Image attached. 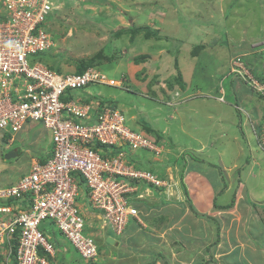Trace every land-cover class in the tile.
Listing matches in <instances>:
<instances>
[{
	"label": "built area",
	"instance_id": "1",
	"mask_svg": "<svg viewBox=\"0 0 264 264\" xmlns=\"http://www.w3.org/2000/svg\"><path fill=\"white\" fill-rule=\"evenodd\" d=\"M60 6V0H0V132L15 135L35 122L52 142L47 161L0 187V264H53L54 239L40 228L47 222L83 260L95 261L98 246L84 210L101 214L105 227L120 236L130 219L140 222L135 203L143 187L165 186L128 159L137 150L159 156L162 147L130 128L122 111L74 95L118 81L96 67L57 73L36 58L55 46L49 18ZM230 73L264 94L240 57L231 60Z\"/></svg>",
	"mask_w": 264,
	"mask_h": 264
},
{
	"label": "rangeland",
	"instance_id": "2",
	"mask_svg": "<svg viewBox=\"0 0 264 264\" xmlns=\"http://www.w3.org/2000/svg\"><path fill=\"white\" fill-rule=\"evenodd\" d=\"M148 1L155 3L157 0H147L145 2L143 0H60V10L56 12L55 18H53V16L49 18L52 26L50 34L53 37L55 46L45 53L36 55V58L38 60L45 61V63L50 65L52 68H58L56 69L57 73H62L64 70L78 71L81 67H96L108 77L118 81L117 87L88 85L83 90L78 91V93L81 94V91H83L82 93L87 91L89 94L88 96L94 95L95 100H99V97H97L96 94L104 97L103 99H105L106 102L126 115L130 128H132L130 124H132L133 127L136 126L137 128L134 127L137 129L135 130L136 132H141L148 137L150 136V139H154L155 137L149 134L150 132H148L147 128H141L139 125V114L144 113L154 124L164 123L163 119L166 121L164 116L171 118L168 120L170 122L169 132L167 135L162 137V141L160 142L163 146L162 152L159 156H157L160 161L164 162L167 161V159L173 158H175V161L177 160L175 163L166 165L165 172H162L165 175V180H168L167 182H169L165 188L170 186L168 190L171 192L170 195L167 196L168 200L165 202L166 204L171 205V207L168 206L169 210L167 211L170 213L168 217L171 218V214L175 212L173 214L174 224H169V220L166 222V225H171L172 229L173 227H176L178 231L179 229L185 230L186 233H182V235H189L190 233L188 231L190 229V222L193 221L191 226L193 228L194 223L198 222V218H196V215H194V213L189 209L186 196L181 188L182 186L179 188L181 194L178 195L182 199H176L175 196L177 195H175L174 191L177 189L176 185L178 186L177 181L180 179V175L183 176L184 183H186L188 190L190 192L192 191L193 187H191V185L193 186V184L191 180L192 178L196 179L194 175L195 173L189 172V174L187 172H183L180 167L183 165L182 162L184 163V158L190 162L192 161L191 163L194 167L200 166L199 162L202 157H195L192 153V151H194L193 148H190V146L193 147L198 143L197 140L199 138L202 137L205 141L206 139L213 138L212 135L223 137L221 139H216V141L214 140L216 142L215 148L218 151H222V149H224L223 154H219V157L217 152H214L210 159L215 163L217 168L222 167V165H230L231 162H235L237 163L236 169H239V172L242 171L247 175L246 177L245 174L237 173L232 170L222 173L223 176L217 175L216 180L220 189L224 188V183L227 184V187L236 189L240 182L238 178L241 179V177H243V180L241 179L240 187V192L242 194L243 186H245V180L247 181L248 177H251V173H248V169L245 168V165L249 163L253 164V160H256V162L261 166L262 173L260 174H262V176L257 177L255 180L251 178L249 183L251 185L254 184L253 181L257 184L264 183V94L253 89L255 93H251L252 98H249L247 103L243 104H241L238 100V96L235 98V95H233L231 98L232 91L227 89L229 84L232 83L231 77H228L230 75L228 69L229 66L226 73V70L222 72L221 68H214L212 65L213 56L209 51H206L207 47L210 45L213 46L211 50L216 54V48L221 47L223 50H232V48H235L233 47L235 45L230 42L231 39H227L224 36L223 33L225 30L222 28L220 23H216L214 27L216 28L215 30L219 32V37H213L214 39L208 40L203 46H197L198 48L202 47L203 53H201L199 49L197 51L198 55H193V57H190V53L186 50H183L184 52L180 50L181 45H179L178 39H185V37L180 36V34L184 35L185 27H188L191 22H194L192 18L190 19V16L187 17V13H182L178 10H176V13L173 16L174 23L171 25L172 27L167 26L168 28H166L167 30L172 31V33L169 34L170 36L168 35V32L162 28V33H160V35L166 36L167 39H150L153 44L149 47L152 49L162 50V54L158 55L156 50L151 53H140L141 51L139 48L136 49L138 53L135 54L136 56L131 54L126 50L127 41L125 43V39L127 35L119 38H124V40L120 43L119 41L114 43L113 41L117 36L122 34L125 29H129L131 27H133V33H131L128 39L138 40L144 34L146 35L147 31H155L154 33L158 32L155 28L150 27L151 21L148 22L147 20L146 25H148V23L149 25L145 26L144 18L146 17V14L144 11L141 12V15L139 16L137 14V10L132 7H138V5L148 3ZM167 1L169 3V0H162V2L165 3H167ZM180 1L185 4L188 3L187 9H191L192 11L196 5L200 8V5L198 4L200 0ZM208 7H214L216 9L218 6L216 3L209 2ZM236 10H238V6H236ZM216 16L217 13H215V18ZM217 19L218 18H216L214 22H216ZM165 23L167 25L169 24L168 22ZM141 40L148 41L149 39H140L139 44L142 45L144 43L140 42ZM158 42H161L160 46H158ZM183 45H185L184 40ZM150 50L151 49H149V51ZM244 51L251 52L248 48H242V52ZM215 57H219L218 54ZM233 58L234 57L230 59V69L231 60ZM128 64L132 65V71L130 70L128 75H124V73L127 72ZM195 65L198 66V68L190 85L187 83V81H189L188 76L191 74V69L195 67ZM116 66H121L122 68V80L121 76H117V69L114 70ZM161 72L162 75L160 74L157 80L153 79L155 75H158L156 73ZM262 74L264 75V72ZM155 81H158L159 83L165 81V85H171L172 90L174 91H167V87L166 89L163 87L165 85H157V95L161 98V102L158 103L149 99L137 98L135 95H132V93L138 94L140 92L139 87L134 88V84L140 85L144 88V90L146 89L147 84V87L150 89L149 92L151 93V85L154 84ZM258 82L257 83L263 87L262 85H264V80ZM187 85H189L190 90L185 91V86L187 87ZM248 86H250L251 89L253 88L251 85ZM215 87L218 88V91L221 94L222 89L220 87L227 89L225 90L227 101L231 102L232 100L233 105L237 104L236 109L232 108V110H227L225 114H222L217 118L218 121H226V124L222 126H212L211 123L207 121L208 110H216L219 112L218 114H220V110L222 109V105L214 104L216 102L220 103L223 101V99L218 96L219 93H217L216 90L213 91ZM160 89L161 91L163 89V93L170 96V101H167L165 97L160 95L162 94L161 91H159ZM197 89L204 92L206 91L204 93L205 97H202L201 93H197ZM182 91L185 92L182 93ZM188 92L194 96L192 101L184 102V106L180 107L179 102H175L173 95L180 96ZM208 94L211 99L207 97ZM145 105V111L142 112ZM237 110H240L241 113ZM130 116L133 117L129 120ZM213 116L214 114H212V118ZM150 127H153V125L150 124ZM221 129L225 130L224 133L220 132ZM181 144H184L183 146H189L188 149L190 151H180L182 146ZM168 149L169 151H167ZM150 154L153 157H156L154 153ZM180 154L182 155L181 160L178 157ZM184 155L185 157H183ZM247 160L248 163H246ZM161 163L162 162L158 164L162 165ZM208 166H211V164H208ZM151 169L155 174L161 173L159 169ZM252 171L255 173L258 172L255 168H253ZM21 173L27 174V167L22 169ZM196 175L199 176L197 172ZM9 177L11 176L9 175ZM213 177L215 179L214 172ZM232 189L227 194L217 199V202L220 203V205L230 203L233 193ZM197 191H201V188L198 185ZM84 194L85 189L81 187L79 198H83ZM238 195L239 193H237V196ZM261 196L263 197L262 199L264 202V195ZM239 198L236 200L237 203H234L233 205V207L236 205L234 209L224 210V213L222 214H215V216H217L221 221L220 230L223 231L222 237L219 236V239L221 238L222 240H226L228 244H232L235 237L239 238V234L241 235L240 238L245 239V231L249 227L248 225H250L248 222L252 219V216L251 218L248 217L254 213L252 212L253 205L250 203L251 200L247 197V195L246 198L248 200H244V195H241ZM178 202H181L182 205L180 206L179 204H176ZM175 204L176 206H174ZM255 204L259 209L258 212L264 220V204ZM91 212L96 213L95 211ZM259 218L255 217L256 220H259ZM98 222H100V220H98ZM40 228H45V231L54 239V241L57 240L60 244L61 242L62 244L65 243V240L58 233V230L54 226L49 225V222H47L46 225H41ZM240 230L241 233H239ZM91 232L93 235L97 233V231L92 229V227ZM249 238L251 239V237ZM259 239L261 240L262 238H258V240ZM210 242L211 240H207L205 236H201V240L197 241L198 251L204 253V246L210 245L212 243ZM217 245L219 247H226L222 244V242L220 243V241ZM211 249L213 250L215 247Z\"/></svg>",
	"mask_w": 264,
	"mask_h": 264
},
{
	"label": "crops",
	"instance_id": "3",
	"mask_svg": "<svg viewBox=\"0 0 264 264\" xmlns=\"http://www.w3.org/2000/svg\"><path fill=\"white\" fill-rule=\"evenodd\" d=\"M143 1L145 2L147 0ZM209 2L216 3L218 7L216 9L214 7H208ZM167 3L162 2V0H157L155 3L148 1V3L138 5V7L132 6L133 9L137 10V14L139 16L141 15V12H145V23H143L145 24V26H148L149 23L148 25H146L147 20L148 22L151 21L150 27L158 30L157 33H154L155 31H147L146 35L144 34L138 40L128 39L131 33H133V27H131L129 29H125V31L117 36L113 42L115 43L119 41L120 43L122 40H124V38H119H121L122 36L125 37V35H127L125 39V43L127 41L126 50L131 54H138L136 51L137 48H139V50L141 51L140 53H151L152 51L156 50L158 52V55L162 54V50L152 49L149 47L153 44L151 40L167 39L166 36H161L160 33H162V28L168 32V35L172 33V31H169L166 28L172 27L171 25H173L174 23L173 16L176 13V10H178L182 13H187V17L190 16V19L192 18L194 22H191L188 27H185L184 35L180 34V36L185 37V39H178L179 45H181L180 50L182 52H184L183 50H186L190 53V57H193V55H198L197 51L199 49V51L203 53L202 47L198 48L197 46H203L208 40L214 39L213 37L218 38L219 32L216 31V28L214 27L216 23H220L222 28L225 30L223 33L224 36L227 39H231L230 42L235 45L233 46L235 48H232V50H223V48L221 47L216 48V52L219 57H215L217 54L211 50L213 46L210 45L209 47H207L206 51H209L213 56L212 65L214 66V68H221L222 72L226 70L225 73L229 69L230 74V59L241 54H247V59L252 62L253 60L257 59V65H262L264 59V0H200V2L198 3L200 5V8L196 5L193 11L191 9H187L188 3H182L180 0H169V3ZM236 6H238V10H236ZM215 13H217L216 18H218L216 22H214L216 19ZM1 19L2 18L0 14V20ZM165 22H168L169 24L167 25ZM140 39L149 40H141L140 42L144 43L141 45L139 44ZM183 40L185 41V45H183ZM160 45L161 42H158V46ZM148 48L151 50L149 51ZM242 48H248L251 52H242ZM127 68V72H125L126 74L124 73V75H128L130 70L132 71V65L128 64ZM197 68L198 66L195 65V67L191 69V74H189L188 76L189 81H187V83L190 85L195 76ZM115 69H117V76H121L122 78L123 73L121 71V66H116L114 70ZM63 72L74 71L64 70ZM156 74L158 75H155L153 77V79L155 80L158 79L160 74L162 75V72ZM228 77H231L232 81V83L229 84V87L227 88L232 91L231 98L233 95H235V98L236 96H238V100L241 104L247 103L248 99L252 98L251 93L253 94V92L249 88H247L239 80V78H236V76L230 74ZM159 84L165 85V81H162V83L155 81V83L151 85V93L149 92L150 89L147 87V84L145 90L140 85L134 84V88L139 87L140 92L138 94L132 93V95H135L137 98L149 99L156 103L161 102V98L157 95V85ZM163 87H165V89L167 87V91H174L172 90L171 85L166 84ZM220 88L222 89V94L218 91V88L215 87L213 89V91L216 90V92L219 93L218 96L223 97L222 102L214 103L222 105L220 114H218L219 112H217L216 110H208L207 121H209L212 126H222L226 124V121L221 122L218 121L217 118L220 115L225 114L227 110H232V108L236 109L237 105H233L232 100L231 102H228L225 92V90L227 89L222 87ZM188 90H190L189 85H187V87L185 86V91ZM159 91H161V89ZM185 91H182V93H184ZM205 92L197 89V93H201L202 97H205ZM161 93L162 94L160 95L162 97H165L167 101H170V96L163 93V89ZM81 94L76 93L75 96L81 98L84 101H92V99H94V95L88 96L89 94L87 91ZM96 95L97 97L99 96V94ZM173 97L175 99V102H179V106L182 107L184 106V102H191L194 96H192V94L188 92L180 96L173 95ZM207 97L211 99L209 94ZM103 98L104 97L99 96L100 100ZM103 100L105 101V99ZM145 107L146 105L144 106V109H142V112L145 111ZM238 112L241 113L240 110ZM212 114H214L213 118ZM140 116L143 118V123L139 122L141 128H143V125L145 124H148V126L152 124L153 127L150 128L154 131V133L158 135L161 134V137H164L168 134L170 127V122L168 120L171 118H167V116H164L166 118V121L163 119L164 123L154 124L152 120L149 117H146L144 113L139 114V117ZM132 117L133 116H130L129 120ZM130 125L132 128L136 127H133L132 124ZM224 131L225 130L223 129L220 130L221 133H224ZM212 137L213 138L206 139L205 141L204 138L201 137L197 140V144H195L193 147L190 146V148H193L194 150L192 151V153L195 157H202L199 162L200 166L194 167L191 163L192 161L190 162L186 160V158H184V163L180 167L183 172L195 173L194 175L196 179L192 178L191 180L193 184V186L191 185V187H193L194 189L192 188V191L190 192L186 183H184L183 176L181 177L180 175V179L177 181L178 186L176 185L177 189L176 191H174L175 195H177L175 196V198L180 199L181 197L178 196L181 194L179 188L182 186V184L185 186L186 191L189 195L188 201L191 205L190 207L193 211H195L193 212L191 210V212H193L194 215H196V218H198V222L194 223L193 228L191 227L193 221L190 222V229L188 231L190 233L189 235H182V233H186L185 230L179 229L178 231L176 227H173L172 229L171 225H169L174 224L173 214L175 213L174 212L173 214H171V220V218L168 217L170 213L169 211H167L169 210L168 206L171 207V205L165 203L166 200H168L167 196H169L171 193L170 190H168L170 186L168 188H165V186L159 188L145 187L146 192H144V190L140 192L142 194V199L138 201L140 222H138V220L136 219H130L127 223L124 233L120 236L113 234L108 227H105L101 218V214L97 212L92 213L89 209L84 210L85 220L88 221L86 222L88 224V228L91 226L92 229L97 231L94 236L99 247V255L97 256L95 261L83 260L78 255L77 251L61 236L65 240V243L62 244L61 242L60 244L57 240L54 241L56 247V256L54 259L55 262L53 264H204L209 263V259L214 261L212 264H264V220L258 212L259 209L255 204H264L262 199L263 197L261 196L264 195V183L257 184L254 181L253 185L249 183V180H251V178L255 180L257 177L262 176V174H260L262 173L261 166L256 162V160H253V164L249 163L245 165V168L248 169V173H251V177H248L247 181L245 180V186H243L242 194L240 192V187L241 179L243 180V177H241V179L238 178L240 182L236 189L227 187L226 183L225 188L220 189L216 180L217 175L223 176L222 173L231 170L245 175L246 173L242 171L239 172V169H236L237 163L231 162L230 165H222V167L219 168L220 175L218 174L219 170L218 168H216L217 166H215V163L210 159V157L214 152H217L218 156L219 154H223L224 149H222V151H218L215 148L216 139H221L223 137L218 135H212ZM181 145L183 146L184 144ZM182 146L180 151H190L188 149L189 146ZM169 149L167 151H169ZM8 151H15L17 154L16 157L10 160L4 159V155ZM51 152L52 142L50 133L38 123L27 122L15 135H7L0 132V187L14 184L21 176L24 175L21 173L22 169H25V167H27L28 172L34 164L43 163L48 160L52 155ZM133 155H135L136 158H140V163L143 164V166H145L148 170L153 168L159 169L161 172H165L166 165L175 163L177 161H175V158L167 159V161L165 162L160 161L157 156L153 157L148 152H136L133 153ZM181 156V154L178 156L180 160ZM183 157H185V155ZM160 162H162V165L158 164ZM208 164H211V166H208ZM253 168L257 169L258 172H253ZM196 172L200 176V178L196 175ZM213 172L215 175V179L213 177ZM9 175L11 177H9ZM163 179L165 181V184L167 185L169 182H167L168 180H165V175ZM197 185L201 188L200 192L197 191ZM231 189L233 192L232 197H234L235 201L237 200V198L241 197V195H244V200H248L246 198L247 195V197L251 200L250 203L253 205L252 212L254 213L248 217L251 218L252 216V219H250V221L248 222L250 225L247 224L249 227L245 231V239L240 238L241 235L239 234V238L235 237L233 243L228 244L226 240H222L220 238V243L222 242V244L226 247H219L217 245L219 241L216 244L217 246L214 245L217 236L216 227L214 222L210 218L218 220L219 224H221L220 219L215 216V214H222L224 213V210L215 208L214 204H216L217 206H222L223 204L220 205V203L217 202V199L227 194ZM237 193H239L238 196ZM235 201L234 203L236 204L237 201ZM176 204H179L180 206L182 205L181 202H178ZM176 204L174 206H176ZM235 207L236 205L231 208V210ZM255 217L260 218L259 220H256ZM98 220H100V222H98ZM158 220L160 221V223ZM169 220V224L166 225V222ZM91 227L89 228V231H91ZM222 232L223 231L220 230V237H222ZM239 233H241V230L239 231ZM201 236H205L207 240H211L212 242H210L211 246H204V253L198 251L197 241L201 240ZM249 237H251V239ZM258 238L262 239L258 240ZM107 240H110L111 243H108ZM213 247H215V249L212 250L211 248Z\"/></svg>",
	"mask_w": 264,
	"mask_h": 264
},
{
	"label": "trees",
	"instance_id": "4",
	"mask_svg": "<svg viewBox=\"0 0 264 264\" xmlns=\"http://www.w3.org/2000/svg\"><path fill=\"white\" fill-rule=\"evenodd\" d=\"M247 54H241V55H237V56H235V57H240L241 58V61L244 63V65H245V67L247 68V70L249 71V73L253 76V78L255 79V80H258V81H263L264 80V75L262 74L263 72H264V59H263V63H262V65H260V66H258L257 65V59H255V60H253V62L252 61H249L248 59H247ZM234 57V58H235ZM52 68V67H51ZM85 69H87V68H85V67H81V68H79V70L77 71V72H82V71H84ZM258 70H260V71H258ZM234 76H236V78H239V80L244 84V85H246V87L247 88H249L253 93H255L254 91H253V89H251L250 88V86H248V84H247V82L246 81H243L237 74H234ZM121 80H122V78H121ZM260 95V94H259ZM261 97H263L262 95H260ZM264 98V97H263ZM101 101V105H104V104H109L108 102H106V101H104L103 99H101L100 100ZM113 108H115V107H113ZM125 117H126V115H125ZM140 118V122L141 123H143L142 122V120H143V118L140 116L139 117ZM145 128H147L148 129V132H150L149 134L150 135H153L155 138L154 139H150V136L148 137V136H146V135H144L143 133H141L143 136H145L146 138H148L149 140H151V141H153V142H155V143H160L162 140V137L160 136V135H158V134H156V133H154V131L153 130H150L151 128H150V126H148V124H145V125H143ZM133 130H135V129H133ZM157 137V138H156ZM105 150H106V148H105ZM136 152H148V151H146V150H137V151H135L134 153H136ZM148 153H150V152H148ZM128 159H129V162L130 163H132L137 169H143V170H147V171H151V172H153V170H151V169H147L145 166H143V164H141L140 163V158H136V156L135 155H133V153L131 154V155H129L128 156ZM183 159V158H182ZM44 163V162H43ZM246 163H248V160L246 161ZM182 164H183V162H182ZM217 168V167H216ZM218 170H219V175H220V169H219V167H218ZM154 173V172H153ZM155 174V173H154ZM157 176L158 177H160L161 179H163L164 178V174L161 172V173H158L157 174ZM181 177H182V175H181ZM132 183V182H131ZM81 185V187H83L84 188V184H83V181L81 180V183H80ZM145 187V186H144ZM143 187V188H144ZM149 187L151 188V187H154V186H152V185H149ZM154 188H157V187H154ZM224 188H225V183H224ZM223 188V189H224ZM85 189V188H84ZM182 189H183V192H184V195L186 196V200H187V203L189 204V207L191 206L190 205V203H189V201H188V193H187V191H186V188H185V186L182 184ZM234 197H232L231 198V201H230V203H227V204H225V205H222V206H217L216 204H214V206H215V208H217V209H219V210H228V209H231L232 207H233V205H234ZM136 205H137V207H138V201L135 203ZM190 210H192V208L190 207ZM193 211V210H192ZM193 212H195V211H193ZM196 214V213H195ZM213 222H214V224H215V227H216V241H215V243H214V245H216L217 243H218V241H219V232H220V224H219V221L218 220H216V219H213V218H210ZM97 246H98V244H97ZM99 248V247H98ZM209 250V249H208ZM98 251H99V249H98ZM208 252V251H207ZM40 254L41 255H43V253L42 252H40ZM214 262V261H213ZM212 262V260L211 259H209V263H204V264H212L213 263Z\"/></svg>",
	"mask_w": 264,
	"mask_h": 264
},
{
	"label": "water",
	"instance_id": "5",
	"mask_svg": "<svg viewBox=\"0 0 264 264\" xmlns=\"http://www.w3.org/2000/svg\"><path fill=\"white\" fill-rule=\"evenodd\" d=\"M16 155H17V154H16L15 151H8L7 153H5V155H4V159H6V160H10V159H12V158H15ZM107 242H108V243H111L110 240H107Z\"/></svg>",
	"mask_w": 264,
	"mask_h": 264
},
{
	"label": "clouds",
	"instance_id": "6",
	"mask_svg": "<svg viewBox=\"0 0 264 264\" xmlns=\"http://www.w3.org/2000/svg\"><path fill=\"white\" fill-rule=\"evenodd\" d=\"M51 29H52V26H51ZM49 67L51 68V66L49 65ZM51 69H58V68H56V67H53V68H51ZM98 69V68H97ZM77 72V71H76ZM231 74V73H230ZM231 75H234V74H231ZM110 78V77H109ZM121 81V80H120ZM100 86H105V85H100ZM108 87V86H107ZM117 87V86H116ZM83 91H81V93H82ZM76 93H78V92H76ZM76 93H74V95L76 94ZM258 94V93H257ZM97 96V95H96ZM99 97V96H98ZM222 99H223V97H221ZM100 100V99H99ZM101 102V101H100ZM110 105V104H109ZM113 107V106H112ZM161 147H163L162 146V144L161 143H158ZM163 149V148H162ZM160 178V177H159ZM161 179V178H160ZM161 180H163L164 181V179H161ZM165 182V181H164ZM165 186H166V184H165ZM145 187L146 188H148L149 187V185H145ZM144 187V188H145ZM162 187H164V186H162Z\"/></svg>",
	"mask_w": 264,
	"mask_h": 264
},
{
	"label": "bare ground",
	"instance_id": "7",
	"mask_svg": "<svg viewBox=\"0 0 264 264\" xmlns=\"http://www.w3.org/2000/svg\"><path fill=\"white\" fill-rule=\"evenodd\" d=\"M3 134V133H2ZM47 161V160H46Z\"/></svg>",
	"mask_w": 264,
	"mask_h": 264
}]
</instances>
